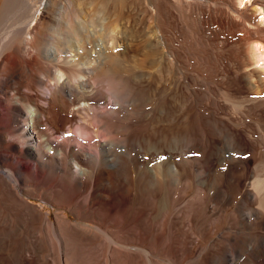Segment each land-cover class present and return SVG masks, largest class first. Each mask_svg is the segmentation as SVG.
Here are the masks:
<instances>
[{
	"label": "bare ground",
	"instance_id": "bare-ground-1",
	"mask_svg": "<svg viewBox=\"0 0 264 264\" xmlns=\"http://www.w3.org/2000/svg\"><path fill=\"white\" fill-rule=\"evenodd\" d=\"M189 149L235 212L206 263L264 264V0H0V264H172L217 211L173 214Z\"/></svg>",
	"mask_w": 264,
	"mask_h": 264
},
{
	"label": "rangeland",
	"instance_id": "rangeland-1",
	"mask_svg": "<svg viewBox=\"0 0 264 264\" xmlns=\"http://www.w3.org/2000/svg\"><path fill=\"white\" fill-rule=\"evenodd\" d=\"M38 6H39V9L37 12L36 20L41 18L42 12H43V10L41 9V3H39ZM244 49L247 55L248 54L251 55V51H252L251 46H249L248 44H245ZM46 90L47 89L44 87L40 89V92L42 93ZM74 132L77 134L76 130H74ZM85 147L86 148L89 147L88 143H85ZM235 152L234 150L226 152L224 154L225 158L228 159ZM194 153L198 155H193ZM180 156L183 157L186 163V166L189 170V175L183 184H180V186L177 185L173 190V193H172L173 214L176 215L177 211L183 205L185 208V211L189 212V215L192 216V217L189 216L190 218L195 217V218L202 219L205 215L204 210L202 208L206 207V205H210V203H211V206L217 209V211L216 213L210 215L207 220H205L206 222L205 225L201 224L200 227H196L195 230H192V232L191 230H186L187 232V237H186L187 243L186 244H188L189 247L182 256L180 252L184 250L185 246L183 247V244L180 243V238L177 234L172 235L168 239V242H166L165 244L163 243L162 244L163 247L161 246V244H158L159 246L156 245V251L158 255L164 254V256L167 257L168 261L170 262L172 261V264H180V263L181 264H207L205 260L206 258L205 253L209 252L210 249L213 247V245L218 243V241H221L219 234H221V232L223 231L227 233L229 232L232 233L233 229L231 228L235 223V212L231 205L227 203L221 204V201L223 200V195H219L216 192L217 191L216 188L221 179L220 175L222 173L221 171H219L217 166H215L214 169L210 172L208 178L206 177V175L201 173L202 171L201 162H203V159H204V152L199 149H195V150L189 149V150L182 152L179 155H176L174 157V160L175 159L177 160L178 159L177 157H180ZM12 159L15 162L18 161V163L23 166H28L31 168L30 162L28 163V161L26 160L24 161V159H19L16 154H12ZM210 198L213 201H211ZM27 200H29L31 203L38 206L45 214H49L51 218H54L55 213L58 212L59 210L57 208L52 207L49 204L44 203L41 200H37L33 198H29ZM208 201H211V202H208ZM193 212H195V214ZM67 215L71 219L77 221L76 218L69 212H67ZM186 228L188 229V227ZM240 229L242 230L238 232L239 233L242 232L241 235L243 234L246 235L249 233L247 229H244V230L243 228H240ZM234 246L235 244L228 246L229 247V257L227 261L214 263V264H244L247 261V258L245 257L246 255L245 256L243 255L241 257L240 254L237 252L236 246L235 248ZM163 250L165 252H163ZM176 252H179V254H177ZM234 252H236V255L234 254ZM237 257H239V259H237Z\"/></svg>",
	"mask_w": 264,
	"mask_h": 264
},
{
	"label": "snow or ice",
	"instance_id": "snow-or-ice-1",
	"mask_svg": "<svg viewBox=\"0 0 264 264\" xmlns=\"http://www.w3.org/2000/svg\"><path fill=\"white\" fill-rule=\"evenodd\" d=\"M193 155H198V154H195V153H194Z\"/></svg>",
	"mask_w": 264,
	"mask_h": 264
}]
</instances>
